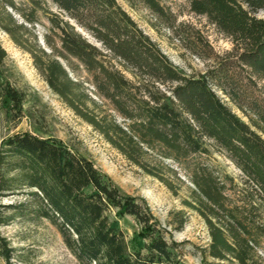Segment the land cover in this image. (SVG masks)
I'll list each match as a JSON object with an SVG mask.
<instances>
[{
	"label": "trees",
	"instance_id": "1",
	"mask_svg": "<svg viewBox=\"0 0 264 264\" xmlns=\"http://www.w3.org/2000/svg\"><path fill=\"white\" fill-rule=\"evenodd\" d=\"M100 45L89 43L69 21L49 16L59 47L47 53L27 48L31 29L13 0H0V29L33 58L49 89L107 143L147 175L165 182L151 161L185 162L207 153L210 144L224 152L264 199V0H189L190 10L205 17L230 38L233 51L217 58L205 72L192 75L175 66L138 27L116 0H49ZM162 13L160 0H139ZM37 4V1H33ZM7 53L0 44V109L21 117L23 95L4 75ZM81 65L94 94L122 123L89 95L85 82L70 77L59 59ZM120 67L122 69H120ZM128 72L132 79L125 76ZM221 92L247 118L245 122L217 94ZM193 189L183 205L197 212L209 231L202 253L218 261L253 264L255 241L243 209L231 205L223 185L203 166L192 169ZM20 197L0 205V228L17 219L47 220L54 225L80 264H182L177 244L167 239L142 199L121 195L86 158L63 144L20 133L0 146V198ZM131 217L140 226V244L130 249L108 213ZM183 211L172 215L180 230ZM16 249L0 231V264H13Z\"/></svg>",
	"mask_w": 264,
	"mask_h": 264
},
{
	"label": "rangeland",
	"instance_id": "2",
	"mask_svg": "<svg viewBox=\"0 0 264 264\" xmlns=\"http://www.w3.org/2000/svg\"><path fill=\"white\" fill-rule=\"evenodd\" d=\"M24 15L34 12L36 23L29 25L21 15L11 12L14 19L31 29L27 37V48L37 47L51 52L48 44L59 47L56 30H52L49 16L56 14L75 26L89 43L101 45L87 32L69 20L49 0H13ZM33 1H37L35 5ZM118 5L134 20L138 27L167 58L187 74H200L212 67L217 58L233 51L229 37L213 24L190 10L189 0H160L162 13H155L139 0H116ZM264 18V10L256 14ZM0 44L7 53L4 75L23 95L21 117L17 118L0 109V146L8 137L31 133L59 142L73 153L88 159L93 166L123 196L142 199L149 207L159 227L168 232L177 246L176 253L182 264H237L234 261H218L203 256L209 244V231L204 219L183 205L190 198L193 185L189 175L196 166L206 167L223 185L227 202L243 209L250 223V233L256 244L249 257L253 264H264V199L245 183V178L226 154L208 144L207 153L190 156L185 162L152 160L165 182L147 175L114 149L92 126L76 115L48 87L43 76L34 65L33 58L25 49L17 46L0 29ZM68 70L70 77L85 82L89 95L107 109L118 122L122 119L100 100L87 83L89 75L74 60L69 64L57 58ZM120 69H122L120 67ZM125 76L131 75L123 71ZM220 98L245 122L247 118L221 92ZM20 197L0 198V205L21 201ZM183 211L186 222L182 229L175 230L172 215ZM110 224L119 229L130 249L141 243L140 226L133 218L119 215L115 210L108 213ZM1 234L16 249L18 258L13 264H80L64 245L57 228L47 220L29 221L17 219L0 228Z\"/></svg>",
	"mask_w": 264,
	"mask_h": 264
}]
</instances>
